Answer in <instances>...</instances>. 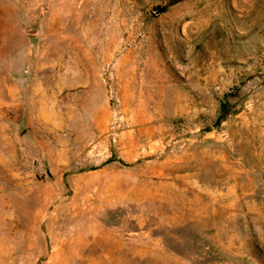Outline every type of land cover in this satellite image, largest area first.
Masks as SVG:
<instances>
[{"label": "rangeland", "instance_id": "obj_1", "mask_svg": "<svg viewBox=\"0 0 264 264\" xmlns=\"http://www.w3.org/2000/svg\"><path fill=\"white\" fill-rule=\"evenodd\" d=\"M0 264H264V0H0Z\"/></svg>", "mask_w": 264, "mask_h": 264}]
</instances>
